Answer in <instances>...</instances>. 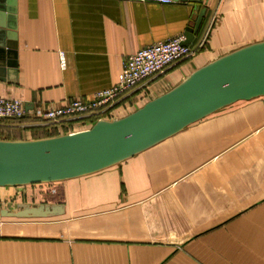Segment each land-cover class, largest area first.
<instances>
[{"label": "crops", "instance_id": "1", "mask_svg": "<svg viewBox=\"0 0 264 264\" xmlns=\"http://www.w3.org/2000/svg\"><path fill=\"white\" fill-rule=\"evenodd\" d=\"M15 2L14 35L0 39V96L23 100L31 112L0 121L3 139L48 137L52 129L32 116L35 107L91 100L115 86L126 56L185 34L205 4ZM213 14L214 30L196 55L154 74L103 117H123L210 60L264 39V0H209L192 46ZM4 190L8 204L59 203L65 211L0 217V264H264V96L228 105L103 170Z\"/></svg>", "mask_w": 264, "mask_h": 264}, {"label": "water", "instance_id": "2", "mask_svg": "<svg viewBox=\"0 0 264 264\" xmlns=\"http://www.w3.org/2000/svg\"><path fill=\"white\" fill-rule=\"evenodd\" d=\"M190 1L205 4L194 26L185 33V45L198 33L209 0ZM15 3V0H0L2 43L14 35L15 24L9 23V18L15 19ZM7 41L10 43V38ZM12 45L8 47L15 49ZM262 96L264 39L210 60L165 93L123 117L100 118L87 129L49 137L0 138V187L52 183L103 170L228 105ZM64 211L65 206L59 203L19 202L16 210L0 208V217L48 218Z\"/></svg>", "mask_w": 264, "mask_h": 264}, {"label": "built area", "instance_id": "3", "mask_svg": "<svg viewBox=\"0 0 264 264\" xmlns=\"http://www.w3.org/2000/svg\"><path fill=\"white\" fill-rule=\"evenodd\" d=\"M161 1L170 2L171 0ZM216 22L217 15H211L206 32L196 46L183 44L186 35L180 34L165 41L150 44L126 56L118 83L111 88L95 92L91 100L74 98L60 106L48 104L37 106L32 110V116L52 129L51 132H54V127H63L65 133L78 131L74 129L76 124L83 125L89 120L94 123L100 118H105L103 117L105 113L123 95L141 87L151 76L163 73L172 64L196 55L197 51L204 47ZM30 112L31 110L26 109L23 100L0 96V120L20 119Z\"/></svg>", "mask_w": 264, "mask_h": 264}, {"label": "rangeland", "instance_id": "4", "mask_svg": "<svg viewBox=\"0 0 264 264\" xmlns=\"http://www.w3.org/2000/svg\"><path fill=\"white\" fill-rule=\"evenodd\" d=\"M213 30H214V28H213ZM0 121H2V120H0ZM91 126H92V125H91ZM0 134H1V136H2L3 132L0 133ZM7 187H12V186L0 187V208H11V209H16V206H17V205H11V204H8V203L5 201L4 196L1 195V193L4 194V192H6V193H8V194H11V193L9 192L10 189H9V190H4V189L7 188ZM21 202H24V201H21ZM8 206H9V207H8Z\"/></svg>", "mask_w": 264, "mask_h": 264}, {"label": "trees", "instance_id": "5", "mask_svg": "<svg viewBox=\"0 0 264 264\" xmlns=\"http://www.w3.org/2000/svg\"><path fill=\"white\" fill-rule=\"evenodd\" d=\"M58 134H60V133H58V132H56V131H55V132H49V133H48V137H49V136L58 135Z\"/></svg>", "mask_w": 264, "mask_h": 264}]
</instances>
